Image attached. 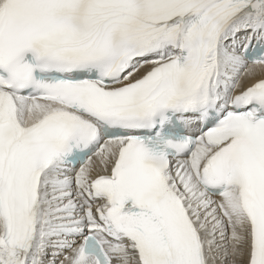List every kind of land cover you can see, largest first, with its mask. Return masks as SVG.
<instances>
[{"label": "snow or ice", "instance_id": "1", "mask_svg": "<svg viewBox=\"0 0 264 264\" xmlns=\"http://www.w3.org/2000/svg\"><path fill=\"white\" fill-rule=\"evenodd\" d=\"M0 264H264V0H0Z\"/></svg>", "mask_w": 264, "mask_h": 264}]
</instances>
